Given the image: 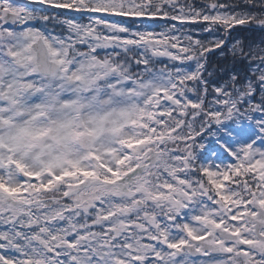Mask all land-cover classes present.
<instances>
[{
  "label": "snow or ice",
  "instance_id": "obj_1",
  "mask_svg": "<svg viewBox=\"0 0 264 264\" xmlns=\"http://www.w3.org/2000/svg\"><path fill=\"white\" fill-rule=\"evenodd\" d=\"M0 264H264V0H0Z\"/></svg>",
  "mask_w": 264,
  "mask_h": 264
}]
</instances>
